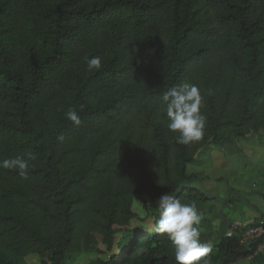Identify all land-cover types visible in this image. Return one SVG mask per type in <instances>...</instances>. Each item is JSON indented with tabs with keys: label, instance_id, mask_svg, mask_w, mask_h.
<instances>
[{
	"label": "trees",
	"instance_id": "trees-1",
	"mask_svg": "<svg viewBox=\"0 0 264 264\" xmlns=\"http://www.w3.org/2000/svg\"><path fill=\"white\" fill-rule=\"evenodd\" d=\"M94 56L102 66L88 71ZM183 82L206 117L189 145L167 129L162 101ZM249 133L264 137V0H0V160L31 157L27 179L0 168V264L88 252V264H176L151 231L158 199L208 201L189 165ZM142 194L151 229L133 224ZM248 226L211 244L209 260L260 256L238 239Z\"/></svg>",
	"mask_w": 264,
	"mask_h": 264
},
{
	"label": "rangeland",
	"instance_id": "rangeland-1",
	"mask_svg": "<svg viewBox=\"0 0 264 264\" xmlns=\"http://www.w3.org/2000/svg\"><path fill=\"white\" fill-rule=\"evenodd\" d=\"M188 171L198 176L193 185L210 197L208 201L180 199L195 204L201 216L197 226L201 242L217 244L223 236L233 234L237 227L250 225L263 217L264 137L259 139L256 134L249 133L221 145H207L198 154L197 161L189 165ZM143 201L150 199L145 194L134 199L133 210L138 218L133 224L151 229L153 219L148 216ZM120 236L118 233L116 241ZM99 247L105 249L101 243ZM257 253L260 254L257 258L236 264H264V249ZM92 257L91 253H84L76 264H88ZM24 264L42 263L37 254H30L25 257ZM209 264L214 263L209 260Z\"/></svg>",
	"mask_w": 264,
	"mask_h": 264
},
{
	"label": "clouds",
	"instance_id": "clouds-1",
	"mask_svg": "<svg viewBox=\"0 0 264 264\" xmlns=\"http://www.w3.org/2000/svg\"><path fill=\"white\" fill-rule=\"evenodd\" d=\"M88 71L100 70L101 57H85ZM162 101L166 105L167 129L176 133V142L189 145L198 142L204 135L206 117L201 112L202 96L194 84L183 82L171 87L163 93ZM67 120L79 126L81 117L75 108L66 113ZM63 140V137H60ZM29 158L16 156L0 160V168L16 170L25 179L28 178L30 168ZM159 218L151 231L157 235L166 236L174 249L176 264H209L208 254L211 242H201V216L195 204L182 202L179 198L162 195L157 203Z\"/></svg>",
	"mask_w": 264,
	"mask_h": 264
},
{
	"label": "built area",
	"instance_id": "built-area-1",
	"mask_svg": "<svg viewBox=\"0 0 264 264\" xmlns=\"http://www.w3.org/2000/svg\"><path fill=\"white\" fill-rule=\"evenodd\" d=\"M238 239L245 246L257 245V251L264 249V216L239 233Z\"/></svg>",
	"mask_w": 264,
	"mask_h": 264
}]
</instances>
